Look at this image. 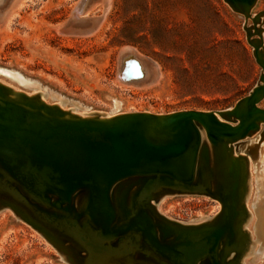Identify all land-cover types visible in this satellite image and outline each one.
I'll return each instance as SVG.
<instances>
[{"label":"water","instance_id":"1","mask_svg":"<svg viewBox=\"0 0 264 264\" xmlns=\"http://www.w3.org/2000/svg\"><path fill=\"white\" fill-rule=\"evenodd\" d=\"M88 1L60 32L104 20L103 13L82 16ZM224 1L247 20L257 0L244 7ZM6 2L0 0V10ZM251 19L245 30L262 67L260 82L227 110L78 117L0 83V209L12 210L69 264V255L77 264L241 263L244 156L228 152L217 165L211 154L264 123V11ZM128 61L119 77L142 79V72L123 78ZM166 192L211 196L221 212L205 224H181L157 211L153 201Z\"/></svg>","mask_w":264,"mask_h":264},{"label":"rangeland","instance_id":"2","mask_svg":"<svg viewBox=\"0 0 264 264\" xmlns=\"http://www.w3.org/2000/svg\"><path fill=\"white\" fill-rule=\"evenodd\" d=\"M97 1L85 7L83 15L103 13L104 20L79 33H63L62 24L72 10L77 15L83 0H10L0 10V83L87 118L227 110L259 84L262 67L245 26L251 27V17L264 11V0L256 1L247 20L224 0ZM128 50L157 72L155 82L139 85L119 77ZM259 106L264 108V99ZM223 150L211 154L212 163H224L233 151L244 156L246 165L241 263L264 264V123ZM153 202L162 216L181 224H205L221 212V202L205 194L166 192ZM68 259L77 264L73 256ZM0 264L69 263L51 242L5 208L0 209Z\"/></svg>","mask_w":264,"mask_h":264},{"label":"bare ground","instance_id":"3","mask_svg":"<svg viewBox=\"0 0 264 264\" xmlns=\"http://www.w3.org/2000/svg\"><path fill=\"white\" fill-rule=\"evenodd\" d=\"M2 1V0H1ZM7 2H9L10 0H6ZM240 1V4L239 5H241L242 7H244V5L246 4V1H249V0H239ZM6 2V3H7ZM90 3H91V1H88V3H87V5H86V7L87 6H90ZM103 3H104V0H98L95 4H102L103 5ZM24 4H25V2H24ZM94 4V5H95ZM18 6V5H17ZM16 6V8H18ZM77 6H75V8H76ZM76 10V9H75ZM83 11H85V10H83ZM74 12V11H73ZM14 13V12H13ZM87 13V12H86ZM10 14V13H9ZM84 14V12H82V16H84V17H88V16H85V15H83ZM75 16H77V15H75ZM13 19V18H12ZM9 23V22H8ZM94 28H95V26H94ZM85 32V31H84ZM79 33V32H78ZM123 56H127L125 59H124V62L126 61V60H129L127 63H126V69H125V71H124V75H123V78L124 79H131L132 77H138L139 75H140V73L142 72L143 74H144V77L142 78V79H140V80H137V81H134V80H130V81H128V82H132V83H136V84H139V85H149V84H151V83H153V82H155L156 81V79H157V72L155 71V70H150V69H148V67H146V65L143 63V61L142 60H140L139 58H138V56L135 54V53H133V52H129V50L128 51H125V53H124V55ZM122 68H123V70H124V68H125V65H124V63L122 64ZM127 113H129V112H127ZM118 114H121V113H118ZM124 114V113H123ZM108 116H110V115H108ZM90 117H101L100 115H96V114H93V115H90ZM245 186V185H244ZM242 238H243V236H242ZM242 240V239H241ZM241 240H239L240 241V246H242V241Z\"/></svg>","mask_w":264,"mask_h":264}]
</instances>
